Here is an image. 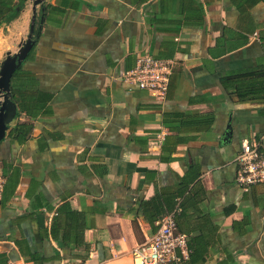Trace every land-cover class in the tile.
<instances>
[{"label": "crops", "instance_id": "0c3cea01", "mask_svg": "<svg viewBox=\"0 0 264 264\" xmlns=\"http://www.w3.org/2000/svg\"><path fill=\"white\" fill-rule=\"evenodd\" d=\"M44 8L11 83L10 130L26 123L31 134L20 142L9 130L0 143V264H135L132 250L156 232L143 204L163 195L174 212L190 192L182 234L207 247L204 264H264V184L236 182L242 143L264 152V0ZM32 17L28 0L2 24L0 62ZM146 54L176 62L165 98L122 79ZM65 205L77 215L71 237L87 245H64Z\"/></svg>", "mask_w": 264, "mask_h": 264}, {"label": "built area", "instance_id": "2783aa9c", "mask_svg": "<svg viewBox=\"0 0 264 264\" xmlns=\"http://www.w3.org/2000/svg\"><path fill=\"white\" fill-rule=\"evenodd\" d=\"M176 62L146 54L140 57L134 68L122 77L156 98H165ZM257 139L244 141L237 157V184L245 190L264 182V157ZM4 180L0 179V197ZM155 234L145 243L136 246L131 254L135 264H178L188 257V238L177 233L175 213H169L157 223Z\"/></svg>", "mask_w": 264, "mask_h": 264}, {"label": "trees", "instance_id": "16d2710c", "mask_svg": "<svg viewBox=\"0 0 264 264\" xmlns=\"http://www.w3.org/2000/svg\"><path fill=\"white\" fill-rule=\"evenodd\" d=\"M25 4V0H0V27L2 24H9L13 20H15L19 15L20 11L23 9ZM19 9V10H18ZM44 18V15L42 11H40V16L38 19V22L36 24L35 28V34L38 35L40 33V30L38 28L39 22L41 19ZM17 72L14 74L11 83L16 79ZM14 99L16 100V95L13 93ZM31 125L26 123H17L9 132V137L14 138L18 141H23L31 134ZM260 151L262 152V155L264 157V152L262 147L260 148ZM188 175L187 179H183V189H186L191 183L194 182V174L191 176ZM264 184V182L253 185L251 188L257 185ZM194 200L193 196L191 195V192L184 197L183 201L177 206L175 213V220L177 224V233L182 234L183 229L181 228L180 221L187 216V202L189 200ZM169 203V201L164 198V196H159L158 198L154 197L150 201H147L143 204L144 213H145V219L147 222L153 227L155 226L157 230L156 223L162 219L165 215L172 213L169 211L166 206ZM167 209V211H166ZM66 214V223L63 226L65 230V235L63 236V242L64 245L67 247H70L71 244H73V248L75 246L80 245H87L84 242L83 237L80 238L79 233L77 232L75 236L71 237V232L69 231V225L73 224V220H75V217L77 216L75 212L71 211L67 205L62 206L58 209V215ZM61 221L58 218H55L52 224L51 228V234L54 237V239L58 238L59 231L61 230ZM77 227V226H76ZM77 230V228H76ZM73 243H70V242ZM188 246V257L185 259L183 258L182 261L178 264H204L206 262V257L208 255L207 247H205L204 250L201 249V241L197 238L191 237V239H188L187 242ZM199 246V247H198Z\"/></svg>", "mask_w": 264, "mask_h": 264}, {"label": "water", "instance_id": "95a60500", "mask_svg": "<svg viewBox=\"0 0 264 264\" xmlns=\"http://www.w3.org/2000/svg\"><path fill=\"white\" fill-rule=\"evenodd\" d=\"M30 1L33 3V17L29 35L26 40L19 45L17 52H7L3 60L0 62V143L5 140L11 126L17 119L18 108L13 100L11 87L12 78L15 72L22 66L33 48L35 28L38 21V10L40 8L44 14V5L48 0Z\"/></svg>", "mask_w": 264, "mask_h": 264}]
</instances>
